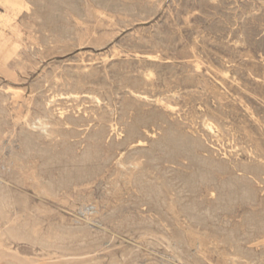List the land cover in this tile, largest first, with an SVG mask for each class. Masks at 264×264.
Segmentation results:
<instances>
[{
    "label": "rangeland",
    "instance_id": "374dc122",
    "mask_svg": "<svg viewBox=\"0 0 264 264\" xmlns=\"http://www.w3.org/2000/svg\"><path fill=\"white\" fill-rule=\"evenodd\" d=\"M7 1L0 191L29 235L0 237V264H264V0H23L14 12ZM143 118L155 131L141 150L126 137Z\"/></svg>",
    "mask_w": 264,
    "mask_h": 264
},
{
    "label": "bare ground",
    "instance_id": "6f19581e",
    "mask_svg": "<svg viewBox=\"0 0 264 264\" xmlns=\"http://www.w3.org/2000/svg\"><path fill=\"white\" fill-rule=\"evenodd\" d=\"M5 1V0H4ZM23 5V0H10V1H7L6 2V6L7 7H9V8H11V9H13L12 11L14 12V9H16L17 7L19 8V7H21ZM25 9H26V7H25ZM19 11H21V9L19 10ZM15 12H17V11H15ZM19 13V12H18ZM2 14V13H1ZM5 15V14H4ZM6 15H7V13H6ZM14 15V14H13ZM17 16V15H16ZM12 18V17H11ZM14 18V17H13ZM17 18V17H16ZM8 21V20H7ZM3 32V31H2ZM9 36H10V34H9ZM5 39V38H4ZM10 40V39H9ZM18 40V39H17ZM7 44V43H6ZM18 44V43H17ZM13 47H14V45H13ZM12 47V48H13ZM3 48H5V47H3ZM12 51V50H11ZM16 52V51H15ZM14 52V53H15ZM10 56V55H9ZM4 57V56H3ZM11 57V56H10ZM5 58V57H4ZM6 59V58H5ZM152 60H154V61H159V57H155V58H151ZM150 60V59H149ZM9 62V61H8ZM10 64V63H9ZM17 64H19V63H17ZM154 64V63H153ZM5 65H7V64H5ZM16 65V64H15ZM20 65V64H19ZM20 66H22V63H21V65ZM9 68H10V66H8ZM14 67V66H13ZM195 67H197L198 68V66H195ZM24 68V67H23ZM10 70V69H9ZM13 70V69H12ZM22 73H25L24 71L22 72ZM46 73V72H45ZM24 75V74H23ZM44 75L45 74H43V77H44ZM4 76V75H3ZM49 79V78H48ZM43 80V79H42ZM50 80V79H49ZM142 80V79H141ZM22 81V80H21ZM40 82H42L43 83V81H40ZM54 82V81H53ZM58 82V81H57ZM142 82V81H141ZM156 82V81H155ZM28 83V82H27ZM47 83H49L48 81H47ZM51 83V82H50ZM49 83V84H50ZM143 83V82H142ZM145 83H146V85H149V86H154V80L153 79H151V78H149L148 76H146L145 75ZM55 84V83H54ZM162 84V83H161ZM44 85V84H43ZM51 85V84H50ZM49 85V86H50ZM143 85V84H142ZM40 86V85H39ZM42 86V85H41ZM40 86V87H41ZM45 86V85H44ZM52 86V85H51ZM55 86H57V85H55ZM165 86V85H164ZM39 87V88H40ZM53 87V86H52ZM48 88V87H47ZM56 88H58V87H56ZM140 87H137V90H131V94L132 95H134L135 97H137V99H139V101L141 100V101H148L149 100V97L146 95V94H143V93H145V92H141L140 91V89H139ZM147 88V87H146ZM4 89H5V87H4ZM42 89V88H41ZM44 89V88H43ZM49 90H50V88H48ZM47 89V90H48ZM151 89H153V88H151ZM3 90V89H2ZM6 90V89H5ZM8 90H9V88H8ZM11 90V89H10ZM146 90V89H145ZM144 90V91H145ZM150 90V89H149ZM172 90V89H171ZM13 91H19V90H13ZM56 91V90H55ZM71 91V90H70ZM64 92V91H63ZM65 92H69V91H65ZM72 92V91H71ZM148 92V91H147ZM153 92V91H152ZM161 92H163V91H161ZM167 92V91H166ZM1 93V92H0ZM31 93V92H30ZM150 93V92H149ZM18 94H20V93H18ZM61 94V93H60ZM151 94V93H150ZM159 94V93H158ZM21 95V94H20ZM20 95H17V97L18 96H20ZM27 95V94H26ZM68 95V94H67ZM69 95H70V93H69ZM68 95V96H69ZM71 95H74V96H76L77 95V93H72ZM166 95V94H165ZM3 96V95H2ZM6 96V95H5ZM8 96V95H7ZM14 96H16V95H14ZM31 96H32V94H31ZM66 96V95H65ZM160 96V95H159ZM30 96L28 95V98H29ZM50 97V96H49ZM2 98V97H1ZM7 98V97H6ZM96 101H98V98L97 97H93ZM156 98V97H155ZM8 99H9V97H8ZM31 99V98H30ZM33 99H35V98H33ZM54 99V98H53ZM158 99V98H157ZM48 100V99H47ZM46 100V101H47ZM153 100V99H152ZM165 100V99H164ZM168 100V99H167ZM1 101V100H0ZM6 101V100H5ZM8 101V100H7ZM33 101V100H32ZM36 101V100H35ZM35 101L33 102L34 104H35ZM154 101V100H153ZM26 102H28V101H26ZM41 102V101H40ZM49 102V101H48ZM167 102V101H166ZM6 103V102H5ZM43 103V102H42ZM46 103V102H45ZM161 103V102H160ZM1 104V103H0ZM4 104V103H3ZM27 104V103H26ZM40 104V103H39ZM47 104V103H46ZM45 104V106H47ZM82 104V103H81ZM143 104V103H142ZM2 105V104H1ZM0 105V106H1ZM13 104H11V106H12ZM41 105H43V104H40V106ZM48 105H51L50 103L48 104ZM153 105V104H152ZM156 105V104H155ZM162 105V104H161ZM15 107H16V105H14ZM13 106V107H14ZM21 106V105H20ZM25 106V105H24ZM44 106V105H43ZM43 106H41L42 108H44ZM163 106V105H162ZM3 107V106H2ZM12 107V108H13ZM23 107V106H22ZM37 107V106H36ZM36 107H34V108H36ZM49 107V106H48ZM6 108V107H5ZM24 108V107H23ZM38 108V107H37ZM159 108V107H158ZM157 108V109H158ZM1 109H3V108H1ZM45 109V108H44ZM48 108H46V110H47ZM58 109V108H57ZM160 109V108H159ZM43 110V109H42ZM164 110V109H163ZM4 111V113H5V110H3ZM32 111V110H31ZM44 111V110H43ZM50 111V110H49ZM158 111V110H157ZM166 111V110H165ZM1 112V111H0ZM33 112V111H32ZM35 112V111H34ZM39 112V111H38ZM161 112V111H160ZM162 112H164V111H162ZM60 113V112H59ZM63 113H64V111L63 112H61L60 113V115L62 116L63 115ZM169 113V112H168ZM2 114V113H1ZM7 114V113H6ZM44 114V113H43ZM157 114V113H156ZM161 114V113H160ZM170 114V113H169ZM26 115V114H25ZM35 115H37V114H35ZM49 115V114H48ZM124 115V114H123ZM163 115V114H162ZM171 115V114H170ZM5 116V115H4ZM34 116V115H33ZM39 116V115H38ZM37 116V117H38ZM43 116V115H42ZM118 116V118L120 117L119 115H117ZM122 116V115H121ZM169 116V115H168ZM3 117V116H2ZM7 117V116H6ZM36 117V118H37ZM45 117H47V113H46V115H45ZM49 117H51V116H49ZM60 117V116H59ZM126 117H127V115H126ZM152 117H153V114H152ZM156 117V116H155ZM155 117H154V119H155ZM158 117H159V115H158ZM27 118H29V117H27ZM30 118H32V117H30ZM39 118V117H38ZM37 118V119H38ZM48 118V117H47ZM95 118V117H94ZM128 118V117H127ZM142 118V117H141ZM162 118V117H161ZM164 118V117H163ZM166 118V117H165ZM2 120V122H3V118H1ZM7 119V118H6ZM36 119V120H37ZM120 119V118H119ZM121 119H124V118H121ZM139 119V118H138ZM159 119V118H158ZM28 120H30V119H28ZM45 119H43V121H44ZM99 120V119H98ZM105 120H106V118H105ZM110 120V119H109ZM116 120H117V118H116ZM145 119L143 118V119H141V121H140V123H138V124H136V122H132V123H130L129 124V126H128V124L126 125V123H125V126H128L129 127V133H127V137H126V140H127V144L128 145H136V146H141V150H142V146L146 143L145 141H146V139H148L149 137H154V134H153V132L155 131V129H154V125L153 124H151L150 122V124L148 125V123L147 122H145L144 121ZM151 120H153V119H151ZM161 120H164V119H161ZM23 121V120H22ZM50 121V120H49ZM121 120H119V122H120ZM127 120H125V122H126ZM148 121V120H147ZM8 122V121H7ZM24 122V121H23ZM97 122V121H96ZM118 121H117V123H111V125L109 126L108 125V123H107V125L109 126V128L108 129H110V131L112 132V134L113 135H115V137H117V139L119 140V138L123 135L122 133H123V128L120 126V123H119ZM152 122V121H151ZM155 122V121H154ZM25 123V122H24ZM30 123H31V121H30ZM41 123V122H40ZM45 123V122H44ZM43 123V124H44ZM47 123V122H46ZM100 123H101V121H100ZM104 123V122H103ZM121 123H122V121H121ZM143 123V124H142ZM158 123V122H157ZM162 123V122H161ZM160 123V124H161ZM166 123V122H165ZM10 124V123H9ZM9 124H8V126H9ZM48 124V123H47ZM51 124V123H50ZM2 125V124H1ZM4 125H5V123H4ZM6 125H7V123H6ZM38 125V124H37ZM40 125V124H39ZM96 125H98V124H96ZM152 125V126H151ZM163 125V124H162ZM212 125V124H211ZM210 125V126H211ZM40 126H43L42 125V123H41V125ZM21 127V126H20ZM25 126H23V128H24ZM106 127V126H105ZM121 127V128H120ZM158 127V126H157ZM156 127V128H157ZM13 128V127H12ZM12 128H10V131H11V129ZM17 128V127H16ZM19 128V127H18ZM17 128V129H18ZM28 128V127H27ZM29 128H30V126H29ZM35 128H37V127H35ZM99 128H100V126H99ZM152 130H150V129ZM160 128V127H159ZM2 129V127L0 128V130ZM9 129V128H8ZM7 129V130H8ZM25 129V128H24ZM34 129V128H33ZM40 129V128H39ZM50 129H52V128H50ZM87 129V128H86ZM128 129V128H127ZM172 129V128H171ZM174 129V128H173ZM177 129V128H176ZM5 130V129H4ZM6 130V131H7ZM20 130H22L21 128H20ZM100 130H102V128L100 129ZM126 130V129H125ZM124 130V131H125ZM13 131V130H12ZM25 131V130H24ZM26 131H28V130H26ZM46 131H48L47 129H46ZM52 131V130H51ZM171 131H173V130H171ZM177 131V130H176ZM212 131V130H211ZM3 132V131H2ZM7 132H9V131H7ZM30 132V131H29ZM49 132V131H48ZM97 132V131H96ZM99 132V131H98ZM126 132V131H125ZM165 132V131H164ZM194 132V131H193ZM13 133V132H12ZM17 133V132H16ZM19 133V132H18ZM23 133V132H22ZM21 133V134H22ZM44 133H45V130H44ZM51 133V132H50ZM56 133V132H55ZM102 133V132H101ZM106 133H107V131H106ZM172 133V132H171ZM182 133V132H181ZM45 134H47V133H45ZM108 135H109V132L107 133ZM165 134V133H164ZM177 134V133H176ZM25 135V134H24ZM30 135V134H29ZM57 135V134H56ZM93 135V134H92ZM105 135V134H104ZM170 135V134H169ZM172 135V134H171ZM180 134H178V136H179ZM184 135V134H183ZM187 135H189V134H187ZM16 136H18V135H16ZM59 136V135H58ZM126 136V135H125ZM182 136V135H181ZM22 137V136H21ZM54 137V139H55V136H53ZM95 137V136H94ZM103 137V134H101L100 135V137L98 136V138H100V141L102 140L101 138ZM111 137V136H110ZM113 137V136H112ZM174 137V136H173ZM199 137V136H198ZM197 137V138H198ZM19 138V137H18ZM23 138V137H22ZM27 138H29V137H27ZM26 138V139H27ZM52 138V137H51ZM163 138V137H162ZM170 138V137H169ZM183 138V137H182ZM57 139V138H56ZM55 139V140H56ZM92 139H93V136H92ZM104 139V138H103ZM121 139V142H122V138H120ZM165 139V138H164ZM186 139V138H185ZM198 139H200V138H198ZM17 140H21V138L20 139H17ZM23 140H24V138H23ZM57 140H59V139H57ZM61 140V139H60ZM165 140H167V139H165ZM178 140V139H177ZM180 140V139H179ZM178 140V141H179ZM29 141V140H28ZM54 141V140H53ZM94 141H97V140H94ZM94 141H92V142H94ZM111 141V140H110ZM113 141V140H112ZM110 142V143H113V142ZM125 141V140H124ZM155 141V140H154ZM162 141V140H161ZM170 141H171V138H170ZM181 141V140H180ZM192 141H194V142H196L195 140H192ZM191 141V142H192ZM200 141V140H199ZM202 141V140H201ZM200 141V142H201ZM26 142V141H25ZM57 142V141H56ZM91 142V141H90ZM99 142V141H98ZM103 142V141H102ZM108 142V141H107ZM118 142V141H117ZM166 142V141H165ZM186 142V141H185ZM120 143V142H119ZM171 143H172V141H171ZM27 144V143H26ZM53 144H54V142H53ZM96 144V143H95ZM122 143H120L119 145H121ZM160 144H162V142L160 143ZM201 144V143H200ZM20 146H21V144H19ZM106 145V144H105ZM108 145V144H107ZM150 145V144H149ZM20 146H19V148H20ZM91 146V145H90ZM97 146V145H96ZM95 146V147H96ZM100 146V145H99ZM116 146V145H115ZM157 146V145H156ZM194 146V145H193ZM196 146V145H195ZM197 146H198V144H197ZM200 146V145H199ZM55 147V146H54ZM108 147V146H107ZM120 147V146H119ZM126 147H127V145H126ZM149 147V146H148ZM158 147H159V145H158ZM203 147V146H202ZM205 147V146H204ZM23 148V147H22ZM21 148V149H22ZM99 148V147H98ZM97 147L95 148V149H98ZM102 148V147H101ZM109 148H111V147H109ZM136 148V147H135ZM195 148V147H194ZM198 148V147H197ZM28 149V148H27ZM76 149V148H75ZM89 149H91V148H89ZM89 149H88V151H89ZM147 149V148H146ZM146 149H144V150H146ZM154 149V148H153ZM188 149V148H187ZM14 150V149H13ZM93 150V149H92ZM122 150V149H121ZM132 150H134V149H132ZM189 150H190V148H189ZM193 150V149H192ZM197 150V149H196ZM15 151V150H14ZM72 151V150H71ZM97 151V150H96ZM101 151V150H100ZM99 151V152H100ZM108 151V150H107ZM131 151V150H130ZM130 151H129V153H130ZM200 151V150H199ZM11 152V151H10ZM20 152V151H19ZM26 153H27V150L25 151ZM29 152V151H28ZM70 152V151H69ZM74 152V151H73ZM73 152H70V153H73ZM98 152V151H97ZM103 152V151H102ZM115 152H118V154L119 153H121V152H119V150L118 149H116L115 148ZM134 152V151H133ZM137 152H138V150H137ZM148 152H149V150H148ZM205 152V151H204ZM14 153H16V152H14ZM25 153V154H26ZM56 153V152H55ZM88 153V152H87ZM91 154H92V152H90ZM89 153V154H90ZM101 153V152H100ZM142 153V152H141ZM144 153H146V152H144ZM157 153V152H156ZM194 153V152H193ZM44 154V153H43ZM99 154V153H98ZM107 153H105V157L104 158H112L111 156L109 157V155L110 154H108V156L106 155ZM115 154V153H114ZM122 154V153H121ZM120 154V155H121ZM139 154V153H138ZM203 154V153H202ZM18 155V154H17ZM21 155V154H20ZM49 155V154H48ZM85 155V154H84ZM93 155V154H92ZM96 155V154H95ZM100 155V154H99ZM99 155H96V156H98V158L100 157ZM103 155V154H102ZM101 155V156H102ZM111 155H112V153H111ZM130 155V154H129ZM151 155V154H150ZM154 155V154H153ZM192 155V154H191ZM197 155H199L198 153H197ZM209 155V154H208ZM50 156H53V155H50ZM86 156V158H88L89 156L86 154L85 155ZM88 156V157H87ZM94 156V155H93ZM117 156V155H116ZM131 156V155H130ZM129 156V157H130ZM136 156H137V153H136ZM141 156V155H140ZM147 156H149L148 154H147ZM147 156H146V154H145V157L147 158ZM201 156V155H200ZM33 157V156H32ZM31 157V158H32ZM91 157V156H90ZM126 157H128L127 155H126ZM143 157H144V155H143ZM144 157V158H145ZM150 157V156H149ZM198 157V156H197ZM19 158V157H18ZM34 158V157H33ZM83 158H85V157H83ZM86 158H85V160H86ZM95 158V157H94ZM107 158V159H108ZM113 158H115V157H113ZM112 158V159H113ZM119 158V157H118ZM125 157H123V159H124ZM133 158H135L134 156L132 157V159ZM152 158V157H151ZM200 158V157H199ZM203 158V157H202ZM209 158V157H208ZM12 159V158H11ZM53 159H54V157H53ZM69 159V158H68ZM70 159H72V158H70ZM69 159V160H70ZM89 159V161L91 162L92 160H93V158H92V160L90 159V158H88ZM87 159V160H88ZM103 159V158H102ZM121 159V158H120ZM119 159V160H120ZM128 159V158H127ZM195 159V158H194ZM205 159V158H204ZM210 159V158H209ZM10 160V159H9ZM21 160V159H20ZM48 160H49V157H48ZM51 160V159H50ZM84 160V159H83ZM84 160V161H85ZM86 160V161H87ZM99 160V159H98ZM106 160V159H105ZM114 160V159H113ZM116 160V159H115ZM118 160V161H119ZM122 160V159H121ZM135 160V159H134ZM139 160V159H138ZM146 160V159H145ZM22 161V160H21ZM27 161V160H26ZM29 161H30V159H29ZM95 161H97V160H95ZM117 161V162H118ZM132 161V160H131ZM135 161H137V160H135ZM135 161H133L134 163H135ZM140 161V160H139ZM147 161V160H146ZM198 161H200V160H198ZM204 161V160H203ZM210 161V160H209ZM8 162H10V161H8ZM15 162V161H14ZM34 162V161H33ZM89 162V163H90ZM98 162V161H97ZM116 162V161H115ZM123 162H125V164H127L126 163V161H123ZM129 162V161H128ZM143 162V161H142ZM196 162H197V160H196ZM215 162V161H214ZM213 162V163H214ZM2 163V162H1ZM5 163V162H4ZM27 163V162H26ZM85 163V162H84ZM91 163H93V162H91ZM95 163V162H94ZM121 163V162H120ZM203 163V162H202ZM205 163V162H204ZM207 163H208V161H207ZM212 163V164H213ZM17 164V163H16ZM29 164V163H28ZM27 164V165H28ZM35 164V163H34ZM39 164V163H38ZM83 164V163H82ZM86 164H87V162H86ZM144 164V163H143ZM199 164V163H198ZM216 164V163H215ZM218 164V163H217ZM220 164H222L221 162H220ZM224 164V163H223ZM5 165V164H4ZM25 165V164H24ZM31 165V164H30ZM94 165V164H93ZM98 165V164H97ZM106 165V164H105ZM109 165H111V164H109ZM136 165V164H135ZM145 165V164H144ZM209 165V164H208ZM210 165H211V162H210ZM100 166V165H99ZM98 166V167H99ZM113 166V165H112ZM112 166L110 167V168H112ZM123 166H124V164H123ZM126 166V165H125ZM196 166V165H195ZM199 166V165H198ZM218 166V165H217ZM235 166V165H234ZM12 167V166H11ZM37 167V166H36ZM84 167V166H83ZM85 167H87L86 165H85ZM95 167V166H94ZM97 167V166H96ZM102 167V166H101ZM108 167V166H107ZM106 167V168H107ZM117 166H115V168H116ZM120 167V166H119ZM119 167H117L116 168V170H118V168ZM129 167V166H128ZM143 167V166H142ZM145 167V166H144ZM197 167V166H196ZM200 167V166H199ZM214 167V166H213ZM212 167V168H213ZM222 167V166H221ZM225 167V166H224ZM229 167V166H228ZM227 167V168H228ZM5 168V167H4ZM27 168H29L28 166H27ZM32 168H33V164H32ZM100 168V167H99ZM98 168V169H99ZM130 168V167H129ZM132 168H134V167H132ZM194 168V167H193ZM215 168V167H214ZM220 168V167H219ZM233 168H235V167H233ZM246 168V167H245ZM13 169H15V168H13ZM16 169H19V168H17L16 167ZM81 169V168H80ZM87 169V168H86ZM85 169V170H86ZM121 169V168H120ZM141 169V168H140ZM148 169V168H147ZM197 169V168H196ZM200 169V168H199ZM198 169V170H199ZM202 169V168H201ZM207 169V168H206ZM210 169H211V166H210ZM221 169V168H220ZM248 169V168H247ZM247 169H245V170H247ZM22 170V169H21ZM46 170V169H45ZM50 169H48V171H49ZM91 170V169H90ZM112 170V169H111ZM142 170V169H141ZM251 170H253V169H251ZM251 170H249V171H251ZM4 171V170H3ZM19 171V170H18ZM35 171V170H34ZM39 171V170H38ZM44 171V170H43ZM65 171V170H64ZM75 171H77V170H75ZM79 171H81V170H79ZM87 171H89V169L87 170ZM92 171H94V170H92ZM101 171H103V170H101ZM128 171H130V170H128ZM127 171V172H128ZM137 171V170H136ZM200 171V170H199ZM210 171V170H209ZM222 171V170H221ZM33 172V171H32ZM36 172V171H35ZM67 172V171H66ZM66 172H64V173H66ZM72 172V171H71ZM78 172V171H77ZM82 172H83V170H82ZM106 172V171H105ZM109 172V171H108ZM115 172V171H114ZM118 172H119V170H118ZM124 172H126V169H125V171ZM131 172H133V171H131ZM142 171H140V173H141ZM148 172H150V171H148ZM202 172V171H201ZM215 172V171H214ZM225 171H223V173H224ZM20 173V172H19ZM68 173V172H67ZM70 173V172H69ZM68 173V174H69ZM89 173H91V172H89ZM93 173H95V172H93ZM112 173V172H111ZM129 173V172H128ZM219 173V172H218ZM245 173H247V172H245ZM256 173V172H255ZM18 174V173H17ZM38 174V173H37ZM36 174V175H37ZM41 174V173H40ZM48 174V173H47ZM71 174V173H70ZM73 174V173H72ZM83 174V173H82ZM84 174H85V171H84ZM106 174V173H105ZM118 174H120V173H118ZM136 174H137V172H136ZM141 174H143V173H141ZM145 174V173H144ZM200 174V173H199ZM249 174V173H248ZM254 174V173H253ZM258 174V173H257ZM34 175V174H33ZM32 175V176H33ZM52 175V174H51ZM62 175V174H61ZM76 175V174H75ZM81 175V174H80ZM79 175V176H80ZM102 175V174H101ZM111 175V174H110ZM115 175H117L116 173H115ZM134 175V174H133ZM202 175H204V173L202 174ZM202 175H201V177H202ZM245 175V174H244ZM250 175H252V173H250ZM48 176V175H47ZM53 176V175H52ZM60 176V175H59ZM71 176V175H70ZM70 176H69V178H70ZM74 176V175H73ZM72 176V177H73ZM77 176V175H76ZM97 176V175H96ZM103 176V175H102ZM106 176V175H105ZM109 176V175H108ZM112 176V175H111ZM120 176H121V174H120ZM131 176V175H130ZM144 176V175H143ZM146 176V175H145ZM252 176H254V175H252ZM259 176V175H258ZM258 176H255V177H258ZM2 177V176H1ZM21 177V176H20ZM44 177H46L45 175H44ZM83 177V176H82ZM84 177H86V176H84ZM87 177H89L88 175H87ZM91 177V176H90ZM140 177H142V176H140ZM200 177V178H201ZM3 178V177H2ZM33 178V177H32ZM52 178V177H51ZM55 178H57V175H56V177ZM65 178H67V177H65ZM68 178V179H69ZM98 178H100V177H98ZM111 178V177H110ZM144 178V177H143ZM199 177H198V179H200ZM254 178V177H253ZM4 179V178H3ZM36 179V178H35ZM45 179V178H44ZM58 179V178H57ZM74 179V178H73ZM73 179H71V180H73ZM92 179V178H91ZM107 179V178H106ZM145 179V178H144ZM252 179V178H251ZM250 179V180H251ZM1 180V179H0ZM6 180V179H5ZM39 180V179H38ZM40 180H42V178L40 179ZM70 180V179H69ZM75 180H76V178H75ZM79 180V179H78ZM85 180H86V178H85ZM142 180V179H141ZM20 181V180H19ZM30 181V180H29ZM43 181H45V180H43ZM66 181V180H65ZM93 181V180H92ZM146 181V180H145ZM196 181H197V179H196ZM15 182V181H14ZM49 182V181H48ZM47 182V183H48ZM50 182H51V180H50ZM53 182V181H52ZM3 183V182H2ZM13 183V182H12ZM30 183H31V181H30ZM58 183V182H57ZM62 183V182H61ZM80 183V182H79ZM82 183H83V181H82ZM92 183V182H91ZM141 183V182H140ZM139 183V184H140ZM17 184V183H16ZM21 184H23V183H21ZM35 184V183H34ZM45 184H46V182H45ZM49 184V183H48ZM59 184V183H58ZM65 184V183H64ZM71 184V183H70ZM76 184H78V183H76ZM75 184V185H76ZM142 184V183H141ZM144 184H145V182H144ZM201 185H202V183H200ZM199 184V185H200ZM221 184V183H220ZM1 185V184H0ZM5 185V184H4ZM10 185V184H9ZM50 185V184H49ZM78 185H80L81 186V184H78ZM87 185H88V183H87ZM1 186H3V185H1ZM33 186V185H32ZM46 186H48L47 184H46ZM57 185H55L54 187H56ZM63 185H61L60 187H62ZM65 186V185H64ZM72 186H74V185H72ZM85 186V185H84ZM143 186V185H142ZM218 186V185H217ZM222 186V185H221ZM220 186V187H221ZM243 186H247V185H243ZM249 186V185H248ZM5 187H6V185H5ZM12 187V186H11ZM14 187V186H13ZM20 187H21V185H20ZM38 187V186H37ZM40 187V186H39ZM53 187V188H54ZM58 187V186H57ZM56 187V188H57ZM90 186H88V188H89ZM146 187V186H145ZM152 187V186H151ZM201 187V186H200ZM209 187V186H208ZM251 187V186H250ZM25 188V187H24ZM32 188V187H31ZM41 188H42V186H41ZM48 188V187H47ZM50 188V187H49ZM49 188H48V190H49ZM78 188H79V186H78ZM153 188V187H152ZM157 188V187H156ZM202 188H203V186H202ZM210 188V187H209ZM245 188V187H244ZM246 188H249V187H246ZM252 188V187H251ZM5 189V188H4ZM7 189V188H6ZM34 189V188H33ZM37 189H39V188H37ZM55 189V188H54ZM68 189V188H67ZM83 190H84V188H82ZM145 189V188H144ZM143 189V190H144ZM149 189H151V188H149ZM205 189V188H204ZM211 189V188H210ZM222 189V188H221ZM253 189V188H252ZM10 189L8 188V191H9ZM22 190V189H21ZM41 190V189H40ZM69 190V189H68ZM78 190V189H77ZM81 190V189H80ZM85 190H87V189H85ZM146 190V189H145ZM148 190V189H147ZM152 190H154V188L152 189ZM209 190V189H208ZM249 190H251V189H249ZM1 191H2V189H1ZM0 191V237H4L5 239L7 238H9V239H14V240H22V239H26V238H28V235H27V232L24 230V227L23 228H16V225H15V227H13V225L12 226H10V224H11V222H12V215L9 213V202H8V199H9V197H8V199L6 198V195H4V193H3V191L1 192ZM51 191V190H50ZM63 191V190H62ZM66 191V190H65ZM82 191V190H81ZM149 191V190H148ZM210 191V190H209ZM242 191V190H241ZM246 191V190H245ZM252 191H254V190H252ZM12 192V191H11ZM37 192V191H36ZM52 192V191H51ZM60 192V191H59ZM68 192V191H67ZM80 192V191H79ZM85 192V191H84ZM83 192V193H84ZM156 192V191H155ZM247 192V191H246ZM250 192V191H249ZM34 193H35V191H34ZM54 193V192H53ZM89 193V192H88ZM150 193V192H149ZM153 193V192H152ZM205 193H207V192H205ZM244 193V192H243ZM253 193V192H252ZM6 194H8V193H6ZM27 194V193H26ZM50 194V193H49ZM73 194V193H72ZM80 194V193H79ZM147 194V193H146ZM159 194V196H160V192L158 193ZM247 194V193H246ZM11 195V194H10ZM41 195V194H40ZM68 195V194H67ZM76 195V194H75ZM86 195V194H85ZM89 195H91V194H89ZM153 195V194H152ZM203 195V194H202ZM251 195V194H250ZM250 195H249V197H250ZM13 196V195H12ZM26 196V195H25ZM24 196V197H25ZM56 196H57V193H56ZM56 196H55V198H56ZM61 196V195H60ZM59 196V197H60ZM65 196V195H64ZM74 195H72V197H73ZM82 196V195H81ZM149 196V195H148ZM157 196V195H156ZM212 196V195H211ZM85 197H87V195L85 196ZM158 197V196H157ZM215 197V196H214ZM253 197V196H252ZM255 197V196H254ZM18 198H20V197H18ZM78 198V197H77ZM77 198H75V199H77ZM81 198V197H80ZM89 198V197H88ZM149 198H151V197H149ZM27 199V198H26ZM59 199V198H58ZM68 199H69V197H68ZM74 199V198H73ZM86 199V198H85ZM154 199V198H153ZM153 199H150V200H153ZM157 199V198H156ZM160 199V198H159ZM249 199V198H248ZM250 199H252L253 200V198H250ZM38 200H40L39 198H38ZM70 200H72V199H70ZM81 200H84L83 198L81 199ZM86 200H88V199H86ZM85 200V201H86ZM251 200V201H252ZM10 201H12L11 199H10ZM77 201V200H76ZM89 201V200H88ZM14 202V201H13ZM20 202H21V200H20ZM26 202V201H25ZM32 202V201H31ZM36 202H38V201H36ZM153 202V201H152ZM250 202V201H249ZM39 203H40V201H39ZM45 203V202H44ZM55 203H56V201H55ZM58 203V202H57ZM71 203V202H70ZM171 203H173V202H171ZM253 203V202H252ZM17 204V203H16ZM29 204V203H28ZM75 204V203H74ZM84 204V203H83ZM92 204V203H91ZM95 204V203H94ZM15 205V204H14ZM18 205V204H17ZM21 205V204H20ZM33 205V204H32ZM72 205V204H71ZM90 205V204H89ZM11 206H12V202H11ZM43 206V205H42ZM51 206V205H50ZM96 206H94V208H95ZM18 208V207H17ZM43 208H45V207H43ZM47 208V207H46ZM57 208V207H56ZM170 208V207H169ZM190 208V207H189ZM189 208H187V210L189 209ZM22 209H23V207H22ZM22 209H20L21 211H22ZM100 209V208H99ZM10 210H11V208H10ZM24 210V209H23ZM45 210V209H44ZM54 209H52L51 211H53ZM60 210H61V208H60ZM63 210V209H62ZM93 210V209H92ZM95 210V209H94ZM185 210V209H184ZM14 211V210H13ZM27 211V210H26ZM45 211H49V209L48 210H45ZM55 211V210H54ZM58 211V210H57ZM65 211V210H64ZM43 212V211H42ZM66 212V211H65ZM188 212V211H187ZM186 212V213H187ZM190 212V211H189ZM23 213V212H22ZM41 213V212H40ZM43 213H46L47 214V212H43ZM49 213V212H48ZM52 213V212H51ZM54 213V212H53ZM14 214V213H13ZM15 214H17V213H15ZM35 214H36V212H35ZM50 214V213H49ZM71 214V213H70ZM89 214V213H88ZM189 214H191V213H189ZM189 214H188V216H189ZM37 215H39V213H37ZM16 216V215H15ZM18 216V215H17ZM26 216V215H25ZM75 216V215H74ZM186 216V215H185ZM188 216H186V217H188ZM28 217H29V214H28ZM43 217V216H42ZM79 217V216H78ZM14 218V217H13ZM29 218H31V217H29ZM88 218H89V220H91L90 219V217L88 216ZM103 218V217H102ZM189 218V217H188ZM187 218V219H188ZM193 218V216H192V214H191V219ZM18 219H19V217H18ZM21 220H22V218H20ZM25 219V218H24ZM186 219V220H187ZM14 220V219H13ZM24 222H25V220H24ZM23 222V223H24ZM38 222V221H37ZM36 222V223H37ZM81 222V221H80ZM32 223V222H31ZM35 223V224H36ZM42 223H44V222H42ZM55 223V222H54ZM90 223V222H89ZM159 223V222H158ZM78 224H80V223H78ZM26 225V224H25ZM66 225V224H65ZM64 225V226H65ZM69 225V224H68ZM47 226V225H46ZM60 226H62V225H60ZM74 226V225H73ZM27 227V226H26ZM70 228H72V226L70 227ZM36 229V228H35ZM49 229V228H48ZM66 229V228H65ZM70 230V229H69ZM71 230H73V229H71ZM150 231V230H149ZM58 232H60V231H58ZM65 232H67V231H65ZM65 234H67V233H65ZM63 235V234H62ZM68 235V234H67ZM66 235V236H67ZM171 235V234H170ZM31 236V235H30ZM73 236V235H72ZM72 236H70V237H72ZM92 236V235H91ZM173 236V235H172ZM33 237V236H32ZM35 237V236H34ZM53 237H55V236H53ZM167 237V236H166ZM183 237V236H182ZM181 237V238H182ZM170 238V237H169ZM176 238V237H175ZM6 239V240H7ZM40 239V238H39ZM56 239V238H55ZM54 239V240H55ZM65 239V238H64ZM67 239V238H66ZM157 239V238H156ZM177 239V238H176ZM32 240H33V238H32ZM42 240V239H41ZM47 240V239H46ZM53 240V241H54ZM57 240V239H56ZM59 240V239H58ZM58 240H57V243H58ZM61 240V239H60ZM63 240V239H62ZM76 240H77V238H76ZM34 241V240H33ZM40 241V240H39ZM52 241V240H51ZM73 241H74V238H73ZM78 241V240H77ZM40 242H42V241H40ZM61 242V241H60ZM65 242V241H64ZM67 242V241H66ZM80 242V241H79ZM1 243V242H0ZM4 243V242H3ZM42 243H44V242H42ZM46 243V242H45ZM49 243H50V241H49ZM69 243H70V241H69ZM2 244V243H1ZM10 244V243H9ZM35 244H36V242H35ZM41 244V243H40ZM47 244H48V242H47ZM50 244H52V242L50 243ZM54 244V243H53ZM72 244V243H71ZM49 245V244H48ZM59 245V244H58ZM57 244L55 245L56 247L58 246ZM75 245V244H74ZM4 246V245H3ZM31 246V245H30ZM43 246V245H42ZM64 246V245H63ZM76 246V245H75ZM87 246V245H86ZM0 247H2V245L0 246ZM46 247V246H45ZM59 247V246H58ZM68 247V246H67ZM66 247V248H67ZM72 247V246H71ZM71 247H70V249H71ZM88 247V246H87ZM6 248V247H5ZM32 248V247H31ZM52 248V247H51ZM60 248H61V246H60ZM69 248V247H68ZM73 248V247H72ZM75 248V247H74ZM81 248V247H80ZM89 248V247H88ZM56 249V248H55ZM9 250V249H8ZM51 250V249H50ZM41 251H43V250H41ZM57 251V250H56ZM106 251V250H105ZM17 252V251H16ZM54 252V251H53ZM67 252V251H66ZM15 253V252H14ZM40 253H42V252H40ZM44 253V252H43ZM42 253V254H43ZM52 254V253H51ZM54 255V254H53ZM94 255V254H93ZM24 256V255H23ZM59 256V255H58ZM84 257H86V256H84ZM38 258V257H37ZM66 258V257H65ZM81 258H82V256H81ZM76 259V258H75ZM239 259V258H238ZM56 260V259H55ZM57 260H59V259H57ZM54 261V260H53ZM231 262V261H230ZM91 263V262H90ZM42 264H44V263H42Z\"/></svg>",
    "mask_w": 264,
    "mask_h": 264
}]
</instances>
